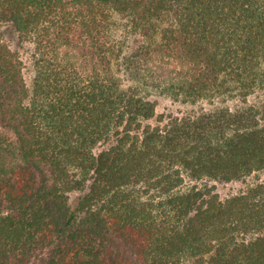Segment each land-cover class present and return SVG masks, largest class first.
<instances>
[{"label":"trees","instance_id":"16d2710c","mask_svg":"<svg viewBox=\"0 0 264 264\" xmlns=\"http://www.w3.org/2000/svg\"><path fill=\"white\" fill-rule=\"evenodd\" d=\"M0 28V264H264V179L209 184L264 172V0H0Z\"/></svg>","mask_w":264,"mask_h":264},{"label":"rangeland","instance_id":"374dc122","mask_svg":"<svg viewBox=\"0 0 264 264\" xmlns=\"http://www.w3.org/2000/svg\"><path fill=\"white\" fill-rule=\"evenodd\" d=\"M4 28H0V37H3L5 41H7L12 48H16L17 44L15 39L9 34L7 31L1 33ZM27 47V45H26ZM21 57L27 62L28 54L26 49H20ZM156 99V112L159 115H164L166 118L168 115H182L184 113H193L198 112L201 109L209 108L212 106L210 103L201 102L195 105L191 104H184L180 102L172 101L169 98L161 97V96H154ZM150 123H154L155 120L151 119ZM264 179V172H258L246 176L243 179L232 180L228 182H220L212 180L209 182L210 185L213 186V190L222 198L227 196L239 193L240 191L245 190L249 185L253 184L256 181H261ZM79 192L73 193V196L78 195Z\"/></svg>","mask_w":264,"mask_h":264}]
</instances>
